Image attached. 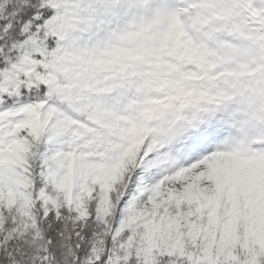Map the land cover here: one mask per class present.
<instances>
[{
    "label": "snow or ice",
    "instance_id": "obj_1",
    "mask_svg": "<svg viewBox=\"0 0 264 264\" xmlns=\"http://www.w3.org/2000/svg\"><path fill=\"white\" fill-rule=\"evenodd\" d=\"M0 264H264V0H0Z\"/></svg>",
    "mask_w": 264,
    "mask_h": 264
}]
</instances>
